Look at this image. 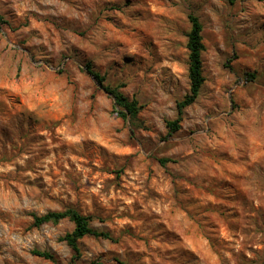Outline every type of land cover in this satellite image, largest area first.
Wrapping results in <instances>:
<instances>
[{"label":"rangeland","instance_id":"rangeland-1","mask_svg":"<svg viewBox=\"0 0 264 264\" xmlns=\"http://www.w3.org/2000/svg\"><path fill=\"white\" fill-rule=\"evenodd\" d=\"M29 2L33 0H8L0 8V16L6 21L0 24V145L7 154L9 146H16L17 139L26 145L56 143L51 136L37 132L42 123L45 125L42 131L51 125L56 135L68 132L65 124L78 126L85 133L79 140L80 152L73 148L64 165L49 164L48 170L55 174L87 168L92 177L85 181L89 188L94 186L93 181L101 190L107 186L108 203L94 201V211L86 216L102 226V230L92 228L109 232L114 240L89 236L101 249L105 248L102 241H108L109 245L96 254L92 264H105L106 260L111 264H264L261 256L264 239L240 252L229 247L253 233L264 237V140L259 135H244L242 128L232 134L235 141L229 145L223 135L213 136L212 129H208L206 135L216 147L209 146L202 155L195 151H173L166 146L150 150L143 159H138L136 149L140 146L131 139L135 132H129L128 142L121 141L120 128L112 121L115 112L112 96L93 82L85 70L88 62L94 69L100 67L91 59L92 53L81 47L88 32L78 17L87 14L88 5L84 0H54L49 5H37L40 9L37 12L26 7ZM159 3L163 7L158 11L150 9L149 14L167 21L164 12L168 5L176 7L175 0ZM127 9L134 11L125 19L142 22L143 9L138 0H103L96 15L117 13L105 16V21L123 31L130 27L121 18ZM185 20L190 23L189 16ZM24 28L28 29L26 33L21 31ZM176 30L180 35L186 32L179 23ZM32 40L41 43H30ZM65 40L71 46V56H62L59 63L68 59L75 70L73 75L78 73L84 82L66 76L65 69L52 73L55 79L43 71L48 63L55 62L54 57L44 54L57 42L63 47ZM107 48V44L101 45V51ZM38 54L45 59L41 68L36 63ZM75 60L80 62L72 63ZM62 94H67L66 100L61 99ZM139 126L149 131L143 124ZM177 132L170 133L169 129L161 133L160 142H172ZM237 141L246 142V146H237ZM69 147L66 142L59 149H39L38 160L51 156L58 163L59 157L68 155ZM172 147L189 146L184 138L176 137ZM140 151L145 149L140 147ZM162 159L169 161L162 163ZM189 170L194 174L189 175ZM73 229L71 222L61 225L62 232L70 233ZM68 250L74 253L70 246ZM47 252L53 254L55 250ZM31 255L36 258L31 264H62L59 252L53 254L56 263ZM80 257L81 250L79 257L74 254L68 257L69 264H75Z\"/></svg>","mask_w":264,"mask_h":264},{"label":"clouds","instance_id":"clouds-1","mask_svg":"<svg viewBox=\"0 0 264 264\" xmlns=\"http://www.w3.org/2000/svg\"><path fill=\"white\" fill-rule=\"evenodd\" d=\"M53 2L33 0L26 7L38 12L37 5ZM5 3L8 0H0V8ZM84 3L88 5L87 14L78 19H82L88 37L81 47L92 53L91 59L100 66L95 70L107 76L105 84L118 89L125 107L115 104L112 121L120 128L119 138L123 142H128L129 132H135L132 141L145 149L144 152L140 147L136 149L138 159H143L150 150L166 146L173 151H195L202 155L209 146L216 147L213 139L206 135L208 129H212L213 136L223 135L229 145L235 141L232 134L242 128L244 135H259L264 140V0H175L176 7L168 5L164 12L167 21L159 15L149 14L150 9L158 11L163 7L159 0H138L143 9L142 22L125 19L134 10H124L121 18L130 27L123 31L105 21V16L117 13L104 12L97 17V9L103 0H84ZM187 16H194L199 24L195 49L188 46L193 24L185 20ZM178 23L186 29L185 34L177 33ZM21 31L26 33L28 29ZM101 36L106 39L101 40ZM30 43L40 44L41 41ZM102 44L108 45L107 50L101 51ZM70 48L65 40L63 47L57 42L44 54L55 60L43 69L50 79H55L52 73L65 69L66 76L84 82L78 73L73 75L75 70L68 59L59 63L62 56H71ZM194 51L197 56H193ZM197 59L200 74L194 76L193 65ZM36 63L41 68L45 59L38 54ZM92 80L95 82V77ZM66 96L62 94L61 99L66 100ZM115 100L116 96H112V101ZM129 108L136 113L135 121ZM121 112L126 119H120ZM43 118L52 119L50 116ZM177 121L181 127L176 137L187 141L189 147L185 149L172 147L176 137L172 142H160V134L169 131L167 124ZM140 124L149 131L145 132ZM63 127L68 132L62 131L59 135L51 125L47 131H42L43 123L37 129L39 134L51 136L56 143L26 145L17 139L16 146H9L7 154L0 145V264H31L36 259L31 255L33 251L53 250V254L61 253L62 264H69L68 257L74 253L68 250L69 242L65 237L70 233L61 231V225L70 222L73 227L75 225L68 213L75 210L87 215L94 211V201L108 203L105 199L107 186L101 190L95 181L91 188L85 184L92 178L89 169H70L67 173L55 174L48 170L49 164L53 167L64 165L73 148L77 152L81 150L79 140L85 133L78 126L65 124ZM66 142L70 143L66 149L68 155L59 157L58 163L55 162L57 158L51 156L38 160L39 149H59ZM236 143L246 146V142ZM188 174L194 173L189 170ZM39 177H43V181ZM90 223L102 230L96 219ZM72 239L81 250V257L75 264H92L96 254L109 246L108 241H102L105 248L101 249L89 236L79 238L72 234ZM262 239L264 237L253 233L229 247L240 252L259 245ZM105 264H111V261L106 260Z\"/></svg>","mask_w":264,"mask_h":264},{"label":"trees","instance_id":"trees-1","mask_svg":"<svg viewBox=\"0 0 264 264\" xmlns=\"http://www.w3.org/2000/svg\"><path fill=\"white\" fill-rule=\"evenodd\" d=\"M189 21L190 23L193 24V30L192 33L189 34L190 36V41H189V47L195 49V46L198 44V40L195 36V33L197 32L198 28H199V24L196 22L195 17L194 16H189ZM6 21L3 19L2 16H0V24H5ZM198 54L194 51L193 52V56H197ZM199 64V60H196V63L193 65V75L194 76H199L200 74V69L198 67ZM85 70L92 76L95 77V81L97 82V84H99L104 90L105 92H107L108 94H110L111 96H116V100H115V104H120L121 108L125 107V105L122 102V98L118 93V89L112 88L110 86H107L105 84V77L102 76L99 72L95 71L94 66L92 65V63L88 62L85 64ZM129 112L132 113L133 116V120L135 121L136 119V113L132 111L131 108H129ZM119 116L121 119H126V116L123 112L119 113ZM168 128L170 129V133H175L177 131L180 130L181 124L180 121H177L175 123L172 124H167ZM168 159H162L161 162L162 163H166L168 162ZM69 215H71L72 220L75 221V225H74V229L72 232H70L69 235H67L65 238L68 240L69 242V246L71 247V249L74 252L75 257H79L80 256V248L77 246L76 244V240L72 239V234H74L76 237L82 238L84 236H91L94 238H98V239H105V240H114L113 236L106 231H99L96 230L94 228L91 227V221L92 218L91 216H86V215H82L80 211H71L70 213H68ZM39 223V222H37ZM33 255L40 257L42 259L51 261L56 263L57 262V258L51 254L50 252H40V251H33L32 252ZM120 264H124V263H120Z\"/></svg>","mask_w":264,"mask_h":264}]
</instances>
